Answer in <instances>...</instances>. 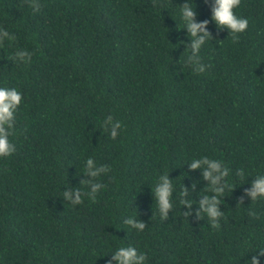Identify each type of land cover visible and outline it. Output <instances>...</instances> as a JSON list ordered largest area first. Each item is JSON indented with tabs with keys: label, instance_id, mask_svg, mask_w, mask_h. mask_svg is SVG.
<instances>
[{
	"label": "trees",
	"instance_id": "trees-1",
	"mask_svg": "<svg viewBox=\"0 0 264 264\" xmlns=\"http://www.w3.org/2000/svg\"><path fill=\"white\" fill-rule=\"evenodd\" d=\"M0 0V28L16 36L0 44V87L22 102L0 158V264H106L119 247L147 254L145 264H245L264 249V198L237 197L264 175V0H241L248 19L232 41L212 21L214 0H192L194 22L208 20L197 73L181 16L186 0ZM31 52L30 64L10 59ZM121 122L113 139L107 116ZM207 156L229 168L213 229L203 213L187 220L182 185L199 200L208 183L192 159ZM110 171L93 202L72 205L64 191L80 185L86 160ZM244 171L242 180L236 175ZM173 182V208L162 219L154 190ZM255 211L257 217L249 215ZM146 224L137 231L124 223ZM264 264V257H260Z\"/></svg>",
	"mask_w": 264,
	"mask_h": 264
},
{
	"label": "clouds",
	"instance_id": "clouds-1",
	"mask_svg": "<svg viewBox=\"0 0 264 264\" xmlns=\"http://www.w3.org/2000/svg\"><path fill=\"white\" fill-rule=\"evenodd\" d=\"M207 2V0H205ZM241 3V0H214L212 6V21L218 29L227 28L232 34V41L235 43L239 40V33L246 31L248 27V19L238 17L234 13V9ZM192 0H186L181 5V16L185 21L188 37L191 39L189 45L191 55L188 57L189 64L197 73H203L210 65H205L201 61L199 55L201 46L208 40L212 39L210 33L205 30L208 20L202 23L194 22V8ZM29 6L34 12L40 10L38 0H29ZM5 39L15 41L16 36L9 33L7 30L0 28V44H3ZM32 53L27 50H17L12 57L13 61H19L25 64H30ZM22 102V94L16 88L0 87V158L11 156L16 151V146L9 141V136L14 134L16 123V112ZM103 127L110 133L111 138L115 139L121 129V122L114 120L111 115L107 116L103 122ZM189 170L201 169L202 178L208 183L201 189L199 195L201 199H189L190 193L195 191L196 181H193L191 188H186L182 185L180 192V204L187 208V211L182 212L184 218L193 214V204H197L195 209V219L201 220V213L205 214L213 229L219 230L221 227L220 220L224 218V212L220 210L222 198L225 190H232L236 187L229 185L226 178L229 176V168L226 167L220 160L210 159L207 156L192 159L188 163ZM110 171L107 165H97L93 158H88L84 167V174L91 179L81 180L80 185L89 187V191L84 192L80 188L72 189L71 191L63 192V199L70 202L72 205L83 203V199L87 196L93 202L96 200V194L104 188L102 183L96 182L97 178L102 174ZM242 180L244 179V171L238 170L236 173ZM173 182L169 179L168 173L162 174L158 178V182L152 190L153 197L156 201L158 211L162 219L167 220L169 212L173 208ZM249 197L251 201L264 198V175H257L251 180V187L244 189L241 196L237 197V205H243L244 198ZM249 215L257 217L255 211H249ZM124 223L136 229L143 231L146 224L137 220L134 217H128ZM260 257H264V249H258L250 259L245 261V264H261ZM147 254L139 252L134 246L119 247L113 254L111 259L106 261V264H145Z\"/></svg>",
	"mask_w": 264,
	"mask_h": 264
}]
</instances>
